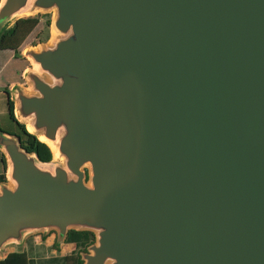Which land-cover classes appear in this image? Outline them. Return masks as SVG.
Segmentation results:
<instances>
[{"label":"water","instance_id":"obj_1","mask_svg":"<svg viewBox=\"0 0 264 264\" xmlns=\"http://www.w3.org/2000/svg\"><path fill=\"white\" fill-rule=\"evenodd\" d=\"M44 12L11 100L51 159L1 131L0 258L77 230L81 264H264V0H0V27Z\"/></svg>","mask_w":264,"mask_h":264},{"label":"trees","instance_id":"obj_2","mask_svg":"<svg viewBox=\"0 0 264 264\" xmlns=\"http://www.w3.org/2000/svg\"><path fill=\"white\" fill-rule=\"evenodd\" d=\"M37 27V21L33 18H19L12 25L0 27V46L10 45L16 54L20 55L18 49L20 43ZM8 114L12 121L16 123L17 134L20 136L21 145L29 152L34 153L39 160L48 161L51 159L50 148L37 137L27 132L24 124L16 121L14 116V105L8 100ZM5 178L0 174V182ZM94 241V234L90 231L69 230L66 234L65 243H82L88 246ZM33 248L30 250H17L8 253L0 259V264H81L82 260L77 253L65 255H53L44 258L32 256Z\"/></svg>","mask_w":264,"mask_h":264},{"label":"crops","instance_id":"obj_3","mask_svg":"<svg viewBox=\"0 0 264 264\" xmlns=\"http://www.w3.org/2000/svg\"><path fill=\"white\" fill-rule=\"evenodd\" d=\"M35 30L36 29H34L20 43L18 47L20 55L16 54L10 45L0 46V138L2 137L1 131L17 133L16 123L10 119L8 114V100H11V90L14 86L25 84L24 73L29 67L30 63L28 59L23 56L22 48L26 44L28 38L33 34V32H35ZM0 174L5 175L4 155L1 149ZM50 238L52 239V236H49L45 239V245H51V241H49ZM8 253H6L0 259L4 258Z\"/></svg>","mask_w":264,"mask_h":264},{"label":"rangeland","instance_id":"obj_4","mask_svg":"<svg viewBox=\"0 0 264 264\" xmlns=\"http://www.w3.org/2000/svg\"><path fill=\"white\" fill-rule=\"evenodd\" d=\"M27 17L35 19L37 21V27L35 28L36 29L35 32H33V34L26 41V44L23 46L22 48L23 52L27 47L45 43L52 35L50 23L53 17V12H44V13H39L35 16H26L22 18H27ZM11 25L12 24H10V26ZM29 66L31 65L29 64ZM49 233L50 234L52 233L51 235L52 239L50 238L49 240L51 241V245L44 244L46 242L45 239L43 238L45 237L43 236L44 234H35L29 236L24 241V243L21 245L20 248H16V249L9 248L7 251L12 252L17 250H30V248H33L32 256L36 258H44L53 255H65L70 253H77L80 255L81 252L86 250L87 246L83 245L82 243H72V244L63 243L62 245L59 244V246H56L53 243L56 241L55 240L56 232L51 230Z\"/></svg>","mask_w":264,"mask_h":264},{"label":"flooded vegetation","instance_id":"obj_5","mask_svg":"<svg viewBox=\"0 0 264 264\" xmlns=\"http://www.w3.org/2000/svg\"><path fill=\"white\" fill-rule=\"evenodd\" d=\"M52 235V233L50 234V233H47V234H44L43 236H45V237H43L44 239H46L47 237H49V236H51ZM56 246H59V244H58V242L57 241H55V242H53Z\"/></svg>","mask_w":264,"mask_h":264}]
</instances>
